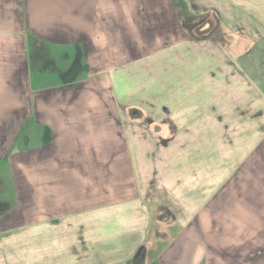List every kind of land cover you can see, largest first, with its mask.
Returning <instances> with one entry per match:
<instances>
[{
	"label": "crops",
	"instance_id": "obj_1",
	"mask_svg": "<svg viewBox=\"0 0 264 264\" xmlns=\"http://www.w3.org/2000/svg\"><path fill=\"white\" fill-rule=\"evenodd\" d=\"M121 1L116 9L131 12ZM113 9L0 0V264H264L257 120L235 117L226 125L246 130L226 138L219 117L174 119L201 126L199 151L188 137L185 151L152 146L145 119H131L133 131L114 118L119 105L98 93H112L128 60L152 57L107 68ZM129 23L155 53L154 36L142 40ZM157 192L170 214L150 213Z\"/></svg>",
	"mask_w": 264,
	"mask_h": 264
},
{
	"label": "rangeland",
	"instance_id": "obj_2",
	"mask_svg": "<svg viewBox=\"0 0 264 264\" xmlns=\"http://www.w3.org/2000/svg\"><path fill=\"white\" fill-rule=\"evenodd\" d=\"M126 1L129 15L116 9L121 0H112L114 38L107 68L119 63L115 60L152 59L128 60L124 63L128 73L119 71L112 93H98V101L119 105L118 109L112 106L114 118L130 119L133 131L137 124L131 119H145L144 132L157 141L150 144L161 150L174 146L199 151L203 144L201 126L177 125L174 119L190 118L199 124L203 117H219L225 121L222 129L227 138L246 130L227 122L238 116L251 117L257 120L258 131L264 132V0ZM129 22L138 25L142 40L154 36L150 45L156 47L155 53L139 45L136 32L125 26ZM81 50L84 56V47ZM186 137L191 139L189 150ZM225 140L226 145L232 142ZM160 193H150L146 199L154 216L170 214L159 203H167Z\"/></svg>",
	"mask_w": 264,
	"mask_h": 264
},
{
	"label": "water",
	"instance_id": "obj_3",
	"mask_svg": "<svg viewBox=\"0 0 264 264\" xmlns=\"http://www.w3.org/2000/svg\"><path fill=\"white\" fill-rule=\"evenodd\" d=\"M142 256L141 250L137 254V258H140Z\"/></svg>",
	"mask_w": 264,
	"mask_h": 264
}]
</instances>
